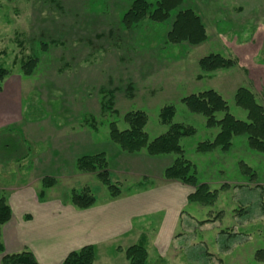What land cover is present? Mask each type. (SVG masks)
<instances>
[{
	"label": "rangeland",
	"instance_id": "obj_1",
	"mask_svg": "<svg viewBox=\"0 0 264 264\" xmlns=\"http://www.w3.org/2000/svg\"><path fill=\"white\" fill-rule=\"evenodd\" d=\"M207 3L211 1L185 0L181 6L194 8L207 28V40L191 45L168 40L174 16L165 22L148 18L126 27L122 17L129 0H0V65L9 70L0 92L6 96L5 89L15 87L21 103L18 121L0 132V158L6 160L0 171L6 169L10 153L19 156L30 151L21 163L25 182L48 172L58 179L53 190L58 197L70 199L73 189L89 187L101 201L110 195L108 187L96 173L81 176L76 158L105 152L113 164L115 152L130 157L132 154L111 140L110 124L115 122L124 129V114L143 110L148 114L145 130L153 139L167 131L169 126L161 123L160 112L163 106L172 104L176 108L173 122L196 129L195 134L181 139L185 157L193 162L200 183L219 190L213 205L185 206L173 243L180 250L176 255L180 263L264 264L256 258L258 250L264 251V154L249 147L246 135L235 136L228 151L199 152L197 144L212 140L219 127H208L203 115L191 112L182 102L191 93L215 89L226 99L229 111L245 120L247 111L236 104L235 92L241 86H250L264 104V96L257 93L264 85L258 76V84L252 80L247 83L234 72L230 79L228 70L220 69L197 78L204 74L198 64L201 57L220 53L234 58L237 39L254 37L255 44L244 50L251 56L261 47L259 59H264V26L254 36L255 31L236 29L224 15L211 22L206 18ZM31 57L37 64L32 74L26 75L22 63ZM110 100L116 111L108 108ZM25 123L39 131L36 140L25 132ZM78 135L85 139L71 141ZM67 136L71 142L67 150L59 151L57 162L63 163L60 171L52 165L50 171H44L48 159L41 153L52 152L58 158L57 150L67 144ZM245 165L251 171L245 173ZM30 166L34 172L25 173ZM157 169L146 167L145 171ZM5 173L6 179L14 175ZM111 179L125 193L129 187L138 189L137 179L131 176L112 172ZM141 182L148 184L149 179ZM156 218L150 229L155 228V235L163 216ZM154 239L151 237V242Z\"/></svg>",
	"mask_w": 264,
	"mask_h": 264
},
{
	"label": "crops",
	"instance_id": "obj_2",
	"mask_svg": "<svg viewBox=\"0 0 264 264\" xmlns=\"http://www.w3.org/2000/svg\"><path fill=\"white\" fill-rule=\"evenodd\" d=\"M210 1L211 3L205 6V11L206 18L211 19V22L219 15H224L222 17L233 23L236 29L255 31L254 36L256 31L264 26V0ZM202 20L204 22L203 17ZM254 41V37L248 40H235L234 57L239 60L240 68L238 66L227 68L230 79V73L234 72L235 77L246 79L247 83L252 80L256 84V76H258L264 84V69H259L264 68V59H259L261 47L251 56V52L244 50L251 49L255 44ZM244 42L248 44H243ZM5 90H8L6 96L4 92H0V132L10 129V126L18 121V115L21 113V103L18 101L15 87L8 86ZM253 92L257 96L254 90ZM257 93L264 96V85L257 90ZM261 104L264 106L263 103ZM28 123H25V132L36 140L39 131ZM70 138L67 136V144L60 147L58 152L67 150L71 141L85 139V136H74L72 140ZM29 153L30 151L19 156L10 153L6 169L0 171V198L5 197L12 210L10 220L1 228L5 253L29 251L33 253L39 264H62L70 252L92 244L95 247V264H130L126 250L139 242L144 235L148 251L147 264H165L167 260L170 264H181L180 258L176 256L180 250H176L173 243L185 206L189 203L187 197L194 187L164 177L165 168L173 163L175 157L170 154L152 156L145 151L129 153L132 155L126 157L115 152L113 164L109 161L110 173L117 172L122 177L136 178L138 189L129 187L128 192L125 193L121 188V194L117 197L108 195L101 201L96 198L92 206L79 208L69 198H60L53 192L57 182L46 188L43 196L40 195L43 189L42 180L50 175L48 172L42 176H35L34 180L26 182L23 180L21 163ZM41 155L48 159V170L44 168V171H50L51 165L52 169L60 171L63 166L62 162H57L60 152L58 158L48 151ZM5 161L0 158V166ZM146 167L158 169L147 172ZM24 171L34 172L32 166ZM2 172L4 175L5 172H13L14 175L6 179ZM74 172L71 174L76 176ZM84 173H80L81 176H85ZM57 175L60 178V174ZM145 178L149 179L148 184L141 182ZM55 179L58 181L57 178ZM159 214L163 219L155 235V228L150 230L151 221L157 219L156 216ZM151 237L156 239L151 242ZM160 238L164 239L160 241ZM0 264H2L1 256Z\"/></svg>",
	"mask_w": 264,
	"mask_h": 264
},
{
	"label": "trees",
	"instance_id": "obj_3",
	"mask_svg": "<svg viewBox=\"0 0 264 264\" xmlns=\"http://www.w3.org/2000/svg\"><path fill=\"white\" fill-rule=\"evenodd\" d=\"M130 5L125 11L122 22L126 27H134L138 22L152 19L157 22H165L174 16L171 28L167 32V38L172 43L188 42L198 45L208 38L207 30L202 17L194 8L181 7L185 0H129ZM174 12V13H173ZM37 64L36 58L24 60L22 67L26 75H31ZM201 72L197 78L202 79L206 74L220 69H227L239 65L237 58L227 57L220 53H210L199 59ZM9 75V70L0 65V88L3 80ZM131 87V86H130ZM129 87V88H130ZM128 88V89H129ZM182 102L194 113L206 118L208 127H219L212 140H206L197 144L199 152H212L216 149L228 151L233 146L235 136L246 135L249 147L264 154V106L258 101L257 96L249 87L241 86L235 92V102L247 111L245 120L236 118L230 111L226 99L215 89H207L197 93H191L182 98ZM108 108L113 111V101L110 100ZM176 108L172 104L162 107L160 121L168 125L163 134L150 139L145 127L148 123V114L140 109L127 111L124 121L127 127L119 129L115 122L110 124V137L120 149L128 153H137L146 149L149 155H176L171 165L165 168L164 177L169 180H178L194 187L187 197L189 203H197L208 206L213 205L219 196L218 189H211L208 183H200L195 171L194 164L187 159L181 144V139L195 134L196 129L187 124L174 123ZM221 114V115H220ZM79 171L96 173L97 177L105 184L111 197L121 194V187L111 179L109 161L105 152L97 154H85L76 161ZM245 173L251 171V167L245 165ZM254 175V173H251ZM43 189L53 186L56 179L46 176L42 180ZM226 184L222 186L225 187ZM71 202L79 208H87L95 204L96 197L89 187L81 191L72 190ZM12 210L5 197L0 198V256L2 264H39L32 252L5 253L1 239L2 225L10 220ZM126 257L130 264H147L148 251L146 237L143 235L139 242L126 250ZM258 260L264 261V251L256 253ZM62 264H95V247L88 244L79 250L70 252Z\"/></svg>",
	"mask_w": 264,
	"mask_h": 264
}]
</instances>
